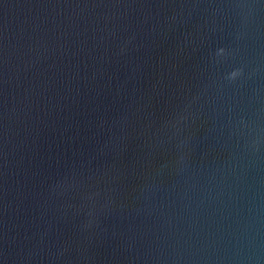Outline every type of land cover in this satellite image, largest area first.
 <instances>
[{
  "label": "water",
  "instance_id": "water-1",
  "mask_svg": "<svg viewBox=\"0 0 264 264\" xmlns=\"http://www.w3.org/2000/svg\"><path fill=\"white\" fill-rule=\"evenodd\" d=\"M0 264H264V0H0Z\"/></svg>",
  "mask_w": 264,
  "mask_h": 264
},
{
  "label": "clouds",
  "instance_id": "clouds-1",
  "mask_svg": "<svg viewBox=\"0 0 264 264\" xmlns=\"http://www.w3.org/2000/svg\"><path fill=\"white\" fill-rule=\"evenodd\" d=\"M240 37L238 36L237 39ZM232 55L231 51H226L224 48H219L216 50L213 56V61L215 63H222L224 60H226L229 56ZM256 75V70H251L246 72V66H240L234 68L232 71L227 73L224 76V79L229 83V84H235L238 81H244V80H249L252 79ZM240 124L243 126L244 121L241 120ZM248 147L253 151H258L259 150V145L258 142L254 141L248 145ZM184 160V157H180V161L182 162Z\"/></svg>",
  "mask_w": 264,
  "mask_h": 264
}]
</instances>
